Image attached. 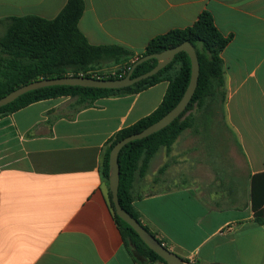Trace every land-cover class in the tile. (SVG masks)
Here are the masks:
<instances>
[{"label":"crops","instance_id":"1","mask_svg":"<svg viewBox=\"0 0 264 264\" xmlns=\"http://www.w3.org/2000/svg\"><path fill=\"white\" fill-rule=\"evenodd\" d=\"M68 1L0 0V20L54 19ZM85 3L79 28L90 44L137 55L212 14L229 39L221 53L223 133L200 125L184 131L136 180L133 206L191 263L264 264V225L252 208L253 188L257 199L264 194V0ZM169 85L103 98L76 114L74 101L57 98L0 115V264H137L114 218L103 160L115 134L154 113Z\"/></svg>","mask_w":264,"mask_h":264},{"label":"trees","instance_id":"2","mask_svg":"<svg viewBox=\"0 0 264 264\" xmlns=\"http://www.w3.org/2000/svg\"><path fill=\"white\" fill-rule=\"evenodd\" d=\"M85 8V0H69L62 12L54 19L29 15L0 20V99L24 85L42 79L79 76L119 79V76L107 75L103 72V68L115 66L120 73L126 67L132 68L142 57L160 54L165 50L190 42L199 58L200 77L197 90L188 108L167 128L142 140L129 143L120 153V203L128 213L140 221L133 206L132 190L136 180L145 176L151 160L162 149L171 151L184 131L195 129L197 125L210 127L217 117L220 116L223 119L225 116L227 91L221 53L229 43V39L218 30L212 14L204 12L192 27L172 30L154 38L145 52L137 55L132 50L119 45L90 44L79 28ZM157 64L156 59L142 63L136 67L132 77L136 78L150 72ZM176 65L180 68L178 73L173 75L172 72ZM191 72V59L187 53L182 52L157 75L131 87L120 90L79 86L45 87L28 92L13 103L2 107L0 115L13 114L37 102L66 97L74 100L72 109L76 114L80 110L94 106L95 102L100 99L139 94L161 82L168 81L169 88L158 109L136 124L119 131L108 144L103 160L102 175L109 184V160L113 147L123 139L142 132L174 109L189 86ZM128 74L129 72L121 78L127 77ZM165 168L167 164L160 169V173ZM109 198L124 245L137 264L156 262L168 264L116 214L111 193ZM263 203L264 194L257 199L255 188H253L252 208L255 220L260 225H264V208H261ZM140 223L144 226L141 221ZM144 228L165 245L148 227L144 226ZM184 260L191 263L189 260Z\"/></svg>","mask_w":264,"mask_h":264},{"label":"water","instance_id":"3","mask_svg":"<svg viewBox=\"0 0 264 264\" xmlns=\"http://www.w3.org/2000/svg\"><path fill=\"white\" fill-rule=\"evenodd\" d=\"M182 52L187 53L188 56L190 57L192 64V72H191V80L189 86L186 92L184 93L182 99L180 100V102L174 107V109H172L167 115H165L158 122L152 124L142 132L127 137L122 141L118 142L113 147L110 153V160H109V166H110L109 186L112 194V201L115 205L116 214L124 222H126L129 226H131L140 236L143 242L151 250H153L156 254H158L162 259H164L168 264H191V263L186 262L178 254L171 251L164 244L160 243V241L156 237L150 234V232H148L144 228V226H142L139 220L134 218L121 206L119 199V188H120V177H121V167H120L119 157L121 151L129 143L136 140H142L167 128L175 120H177L188 108L197 90L199 77H200L199 58L194 46L190 42H185L175 48H170L168 50H165L160 54H152L142 57L133 65L129 74L125 78L100 79V78L79 76V77H63V78H55V79H42L24 85L0 99V109H1L2 107H5L13 103L19 97L25 95L28 92L45 87L79 86L84 88H97V89H114V90L124 89L157 75L161 70H163L169 64H171L175 59V57ZM152 59H156L158 61V64L153 70L139 77L136 78L132 77L134 70L136 69L137 66Z\"/></svg>","mask_w":264,"mask_h":264},{"label":"rangeland","instance_id":"4","mask_svg":"<svg viewBox=\"0 0 264 264\" xmlns=\"http://www.w3.org/2000/svg\"><path fill=\"white\" fill-rule=\"evenodd\" d=\"M114 68H117V67H115V66H105L103 69V72H105V73H107L108 71H110V70H112V69H114ZM179 65H176L175 66V69L173 70V75H176L177 73H178V71H179ZM66 98H68V97H66ZM71 101H74L72 98H70V102ZM221 122H222V118L219 116V117H217V119H216V121L214 122V124L212 125V127L214 128V131L213 132H219L218 130H220L221 131ZM222 132V131H221ZM223 133V132H222ZM232 141V140H231ZM245 245V244H244ZM247 245V244H246Z\"/></svg>","mask_w":264,"mask_h":264},{"label":"built area","instance_id":"5","mask_svg":"<svg viewBox=\"0 0 264 264\" xmlns=\"http://www.w3.org/2000/svg\"><path fill=\"white\" fill-rule=\"evenodd\" d=\"M131 67H126L122 72L119 73L118 68H114L110 71H108L106 74L109 76H119L120 78L127 74V72H130ZM102 79V78H100ZM230 231V229L226 230Z\"/></svg>","mask_w":264,"mask_h":264}]
</instances>
